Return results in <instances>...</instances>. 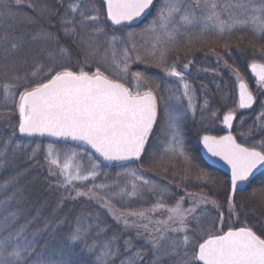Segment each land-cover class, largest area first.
<instances>
[{"label": "snow or ice", "instance_id": "1", "mask_svg": "<svg viewBox=\"0 0 264 264\" xmlns=\"http://www.w3.org/2000/svg\"><path fill=\"white\" fill-rule=\"evenodd\" d=\"M154 2L69 0L59 24L65 36L80 37L78 47L84 60L78 61V71L68 65H58L55 56L49 53L51 63L35 62L30 73H21L18 65L28 61V54L19 55L25 47L24 38L7 30L0 33V73L5 77L0 81V89L4 99L11 100L18 113V122L11 134L0 139V157L7 160L9 152L15 157L29 147L17 142V131L25 137L54 138L45 146V160L50 165L49 175L58 177L56 187L62 190L57 208H62L65 200L81 198L86 205L95 203L98 206L95 210L82 208L75 215L69 209L62 218L46 220L41 227L32 229V220L21 224L18 211H8L11 197L0 201L7 213L0 217V264H114L121 255L120 235L114 233L103 243H97L96 239L107 232L101 220L105 213L125 230L135 229L136 236L144 238V245L121 259L120 264H142L145 248L151 253L149 264H264V234L258 235L250 227L229 226L224 230L222 212L219 230H205L201 216L208 213L202 206L211 205L219 211L217 201L204 194L187 192L185 196L189 198L190 207H183L185 196L169 205L165 202L170 195L167 185L144 175L140 168L127 166L147 160L148 167L153 168L162 164L164 157L180 158L191 166L184 124L188 112H195L194 89L186 76L192 61L185 63L183 69L178 67V58L169 63L170 55L179 50L182 43L191 48L197 43L223 41L227 48L234 32H250L252 47L255 49L259 44V59L254 52L247 67L257 88L264 89V43H260L264 41V0H162L152 21L139 33L132 31L131 23L148 12ZM23 3L24 0H0V12L15 18L14 13L21 10ZM27 7L50 22L59 15L58 9L64 7V3L55 0L52 7L37 8L33 0H28ZM23 22L37 23L31 16L25 17ZM120 29H129L127 38L124 33L117 35ZM137 36L143 37V41H137ZM37 38L59 45L58 37L45 28H40L32 37L33 40ZM57 51L61 58L70 55L65 47H58ZM96 57L116 71L105 74L99 66L93 72L85 71L83 65ZM133 62L152 64L165 77L175 78L177 87L174 89L167 80L164 84L177 104H165L161 110L160 105L165 101L164 96L158 95L161 84L140 71L131 73L134 86H126L122 81L127 80ZM232 72L237 82L238 108H252L257 97L240 71L233 68ZM184 99H187L186 108L183 107ZM209 106L206 98L201 110L206 111ZM261 107L264 109V103ZM235 115V109L224 113L223 124L227 128H232ZM212 116L215 117L216 112ZM258 119L264 120V111ZM157 133V139L163 137L165 140L159 158L155 148L149 152ZM200 142L208 153L219 157L231 170L227 204L229 211L234 213L239 185L250 183L254 171L264 168V138L259 141V150L257 146L237 143L231 132L223 136L203 135ZM56 143L74 147L58 149L53 146ZM39 150L40 145H37L32 153ZM114 163L123 169L116 175L128 178L123 187L118 182L111 185L91 183L85 187L101 174L106 177L108 173L103 169ZM198 179L210 178L202 174ZM14 181L15 177H11L5 184ZM110 188L119 190L108 194ZM258 191L264 194V183ZM144 192L156 197L148 209L119 210L113 204L117 197L135 198ZM198 211L200 216L196 215ZM157 212L167 215L154 218ZM190 218L199 226L195 229L198 239L189 235ZM212 227L215 228L214 223ZM131 248V239H125L124 253ZM85 253L94 256V261L83 259Z\"/></svg>", "mask_w": 264, "mask_h": 264}, {"label": "rangeland", "instance_id": "2", "mask_svg": "<svg viewBox=\"0 0 264 264\" xmlns=\"http://www.w3.org/2000/svg\"><path fill=\"white\" fill-rule=\"evenodd\" d=\"M162 0H157L155 6L153 8L152 14L148 17L149 20L146 22V24L136 30L137 33L140 32L141 29H143L146 25H148L153 17L155 16L158 8L161 6ZM129 30H120V32L117 33V35H120V33L125 34ZM132 31H134L132 29ZM137 41L142 42L143 37L137 36L135 38ZM252 34L250 32H246L244 30L236 31L233 33V35L228 40V47H224L223 41H221L218 44H201L197 43L191 48L185 47L182 43L181 47L177 51H173L172 54L169 57V63H172L174 60H177L178 58V67L180 69H183V65L185 63H188L189 61H192L190 64V67L193 65H196L198 69H195L194 71H197L199 74L204 76L205 80H213V83H221V89L218 93L222 97V106L224 109L220 107L219 110H216L215 107H212L211 105L208 107L206 111H202V106L205 102V99L207 98L205 92H209L208 85L202 84V79L199 77L195 79L189 77L190 73V67L186 72V76L188 79V82L191 84L192 88L194 89V109L195 112L193 114L192 111L188 112L187 120L184 124V132L186 133L187 130H189V126L195 125V124H201L202 128L208 129L206 131L207 133H213V132H220L221 130V124L223 115L225 112H227L230 109H234V107L237 106V96H236V79L233 75L232 70H230V65L238 69L241 73V75L244 77L245 81L249 84L250 90L254 93V95L258 98V106L254 113L257 114V119L262 111L261 105L264 103V89H258L255 83V79L248 73L247 66L253 59V53H257L256 59H259L258 56V50H259V44H257L256 48L254 49L252 47ZM260 43H264V41H261ZM237 50V54H240L242 56V59L244 60L242 63L248 62L246 65V69L243 70V66H240L237 64V62H234L233 65L227 62L226 56L224 55L225 52H228L229 50ZM219 57V60H218ZM134 60V57H133ZM208 66V68L203 69L202 65ZM95 70H90V72H93ZM115 68L111 67L109 70L110 74L115 72ZM140 71L142 72L146 77L153 80L155 83L161 84V91L158 93V95H162L165 97V101L161 103L160 107L161 110L164 108L165 104H173L176 105L177 101L170 98V92L166 90V85L164 84V81L167 80L168 84L172 85V88L174 89L177 87V84L175 82V78L165 77L164 73L157 67H155L152 64H145V63H137L133 62L130 65L129 73L127 80H124L122 82L125 83L128 87H133L135 82L132 80L131 73ZM182 92V90H181ZM231 94L233 95L234 99H231ZM227 99L234 100V107H231L233 104H230V108L227 103ZM226 101V102H225ZM183 107H187V99L183 100ZM236 110V115L234 119V125L236 128V132L243 126L244 118L240 119L236 122L237 116H239V111ZM216 112V116L213 117L212 113ZM253 110L247 114L252 113ZM241 115V114H240ZM243 117V116H242ZM255 118V119H256ZM259 120V119H258ZM240 131V130H239ZM18 133V131H17ZM16 133V134H17ZM159 134V133H158ZM240 134V135H239ZM243 134V135H242ZM193 135L196 138V141H199V138L201 137L202 133H197V131L193 130ZM239 140L241 143H245L244 146L251 147V146H257L259 150V141L264 138V120H261L259 122V125H257L255 132L251 131H244V133H238ZM0 135V139H2ZM256 138V141H253V139ZM161 140V143L165 147V140L163 137L159 138ZM23 143V142H21ZM49 143H52L50 141L45 142H32V141H25L23 144H28L29 147L25 149L24 151L18 152L16 155L19 154V157L23 158L24 166L28 162H33L36 160L41 154L43 156V166L45 171H47L46 175H48L50 178H55L56 181L58 177L50 176L49 175V163L45 160V152H46V145ZM247 144V145H246ZM37 145H40V150L36 153H32V149L37 147ZM54 148L58 149H67L69 147H74L71 145H66L63 143H56L53 145ZM2 148V146L0 147ZM187 150V149H186ZM188 152V150H187ZM189 153V152H188ZM161 154V153H160ZM159 154V155H160ZM190 155V154H189ZM32 158H29V157ZM13 156L11 155V152L8 154V159L4 160L3 157H0V201L7 200L8 197H11L10 200H8V211H18L19 213V223H25L29 220H32L31 228L35 229L37 227H41L46 220L50 219H59L65 216L69 209H72V215H75L79 210H75L72 208L71 205L67 204V201L65 200L64 205L62 208H57V202L53 203L51 201L54 191L50 190L49 188H42L40 189L38 186H32V187H23L21 179L24 177H27L29 171L23 170V168H12L10 165V158ZM191 157V156H190ZM159 158V156H158ZM192 160V159H191ZM148 162V161H147ZM148 164V163H147ZM192 167L191 169H188L189 166L185 164V162L180 158H172V157H164L163 163L161 165L162 168H155L151 169L153 171H156L155 173L150 171H144L138 164H134L133 168H140L144 175L150 177L152 180L157 181L158 183H161L163 185H167L170 190V195L166 197L165 202L169 205L175 204L176 200H178L180 197L185 196L187 192H191L193 194H204L208 198L213 199L218 202L220 205L219 211H217L215 208H213L211 205L202 206L207 208V215L201 216V221L203 223V227L205 230L211 229L212 231H217L221 227L220 225V212L223 213L224 217V223L223 228L224 230H227L229 225L231 227L233 224L236 223L238 212L235 214L229 211V205L227 204V198H228V185H227V178L221 177L219 175L210 173L204 169L201 168V166H197L199 168H196V164L194 166L193 161L191 163ZM131 167V166H130ZM167 169L165 172L164 169ZM196 170V171H195ZM104 171V170H103ZM123 170L116 171L115 173H111L109 171L107 172L108 175L105 177L103 174L96 179L95 181H89L85 184V187L87 184L96 183L101 184L107 182V184H113V182H118L121 187L125 185L128 178L124 176L118 177L116 174L118 172H122ZM159 172V174L157 173ZM13 173H16L15 176H13ZM202 174H207V176L210 178L208 180H201L198 179V176ZM11 177H15L14 182H10L8 184H5L6 181H9ZM175 179L178 178L180 180L179 185L173 184L169 179ZM215 181V183H213ZM250 185V184H249ZM248 185V187H249ZM247 187V189H248ZM118 188H115L112 190L109 189L108 194H110L112 191H118ZM130 186H129V189ZM62 192V190H60ZM246 192H240L235 195V197L241 194H244ZM67 193H63V195H66ZM263 194H260V197L263 199ZM60 199V197H59ZM81 201H84V198L79 199ZM189 198L185 196V203L183 204L184 208L190 207V204L188 202ZM156 201V197L149 194L148 192L142 193L140 197L135 198H129L124 197L121 199L120 197H117L113 200L114 206L119 210H125V209H148L150 208ZM85 203V202H84ZM95 203H92V205ZM86 205V204H85ZM88 206V204H87ZM96 208L98 207L95 204ZM236 206V205H235ZM3 205H0V217L3 215H6L3 211ZM236 208V207H235ZM103 211V210H101ZM236 211V209H235ZM54 214V215H53ZM167 213H160L157 212L154 216V218H162L166 216ZM197 216H200V212L198 211L196 213ZM36 217L35 220L32 218ZM101 220L103 221V225L107 226V232L106 234L101 233L100 236L97 239V243H103L105 239L109 236H112L114 233L120 235V239L118 241L119 247L121 249V255L118 256L115 259L114 264H120V260L124 259L126 256H131L137 249L141 248L144 245V238L137 237L136 236V230L135 229H128L125 230L122 226V224L118 225L111 216H108L106 213L101 216ZM230 221V222H229ZM213 223L215 224V228L212 227ZM67 227L66 225L64 226ZM199 226L196 225L195 221L190 218L189 220V235L190 237H193L194 239H198V235L195 234V229ZM238 228V227H237ZM131 239L132 241V248L129 252L124 253L123 247H124V241L125 239ZM91 242V240H90ZM144 256L145 259L142 262V264H149V261L151 260V253L148 251L147 248L144 249ZM83 259L86 261H94L95 257L91 256L87 253L84 254Z\"/></svg>", "mask_w": 264, "mask_h": 264}, {"label": "trees", "instance_id": "3", "mask_svg": "<svg viewBox=\"0 0 264 264\" xmlns=\"http://www.w3.org/2000/svg\"><path fill=\"white\" fill-rule=\"evenodd\" d=\"M33 2L37 5V8L44 6V5H47L48 7H52L53 4L55 3V0H33ZM27 3H28V0H24L21 10L19 12L14 13L15 18H11L8 15L0 12V33L7 30L9 32H13V34L15 35L22 36L25 41V47L24 49L21 50L19 55L23 56L25 54H28V61L27 63H20L18 65V70L21 73H25V72L30 73L32 70V65L35 62L49 64L52 62L51 58L49 57V53H52L55 56V60L58 65L60 64L68 65L72 67L74 70L78 71L80 68V64L78 63V61L84 60L83 53L78 47V45L81 44L80 37L79 36H75V37L65 36L59 24V17L64 14V10L68 5L69 0H63L64 7H60L58 9L59 15L53 17L50 22L41 19V17L38 14V11L34 12L32 9L28 8ZM28 16L33 17L37 21V23L28 24V23L23 22L24 18ZM148 20L149 18H147V20H145L139 27L133 30L136 32V30L142 28ZM9 25H11V28L8 27ZM40 28H45V29H48L49 31H52L58 37L59 45L51 44L39 38L33 40L32 39L33 35H35L36 32ZM124 30H129V29H124ZM58 47L68 48L69 54H70L69 57L61 58L58 55V51H57ZM236 51L237 50L235 49V50H229L228 52H225L224 53V55L226 56L225 58L229 64L231 63L233 65L234 62H237L238 65L243 66L242 68L244 70L246 69V65L248 64V62H246L245 64L242 63L244 60L242 59V56L240 54H237ZM0 55H2V53H0ZM97 66H99L102 71H105V74H110L109 70L111 69V67L103 63H100L98 57L90 58L89 62L83 65L84 70L89 71V72L90 70H96ZM202 67L203 69L208 68V66H205L204 64L202 65ZM195 69H198L196 65H193L190 67L189 77L195 79L196 82L200 81V80H196V78L199 77L200 79H202V84L204 83L205 85H208L207 89H209V92H205V94H207L206 97L209 101V104L212 107H215L216 110H219L220 107L221 109L222 108L224 109V107L222 106V97L218 94L221 89L220 87L221 83L219 84L216 83V86H215V83H213V80H208V79L205 80L203 75L199 74L197 71H194ZM232 69L233 67L230 65V70ZM4 79L5 77L3 76L2 73H0V81ZM17 96H18V93H17ZM231 96H232L231 99H234L232 94ZM227 103H228V106L230 104H233L231 107H234V100L232 101V100L227 99ZM257 106H258V98L256 99V104H255V107L252 113L241 114V115L239 114V116H237L236 122L245 117L243 126L239 129L240 131L238 130L236 132L235 125L233 124L232 133L234 137L236 138V140L240 143H241V141L239 140L240 134L238 135V133H244V131L246 132V131H249L250 129L251 131L255 132L257 125H259V122L261 121L256 118L257 114L254 113ZM234 109H236V107H234ZM17 122H18V113H16L15 111L14 103L11 100H5L3 97L2 89H0V135L4 138L10 135L13 130V126H15ZM194 128L197 131V133L207 134L206 131H208V129L206 130L202 128L201 124L199 125L195 124V125L189 126V130H187L186 133L184 132L186 149L188 150L191 156L194 166L196 164L195 167L199 168L197 166L200 165L202 169L225 178L223 174L206 166L201 160V157L199 155L197 141L193 135ZM218 133L220 132H213L211 134H218ZM157 136H159L158 133L153 136V139L151 141V146L149 148V152H152L155 148L159 156V154L162 153L164 146L160 144L161 140L157 139ZM15 139L17 140V142H20V143L21 142L24 143L25 141L45 142V140L36 139V138L25 139L22 136H20L19 133L16 134ZM255 139L256 138H254L253 141H256ZM241 144L245 145V143H241ZM1 146L2 145H0V147ZM9 161H10L9 163L12 168L19 167V168H23V170L29 171L27 177H24L21 179L23 187L38 186L40 189L49 188L50 190L54 191L53 194H51L53 198L51 199V201L53 203L54 202L56 203L59 201V197H61L62 192H60V189L56 187V184H57L56 179L50 178L48 175H46L47 171H45L44 169V166H43L44 160L41 154H39L36 160H34L32 163L28 162L25 166H24L23 158L19 157V154L16 155L15 157L10 158ZM147 163H148L147 160H145V161H142L141 163H138V165L144 171L146 170V171L155 173L156 171L151 170L152 168L150 169ZM161 165L162 164L155 166L154 169L158 167L162 168ZM127 166L133 167L134 164L127 165ZM188 169H191V168L189 167ZM103 170L109 171L111 173H115L116 171H120L123 169L117 165L113 167H105ZM157 173L159 174V172ZM15 174L16 173H13V176H15ZM169 180L175 185L180 184V180L178 178H175V179L170 178ZM262 183H264V172L259 174L250 183L248 189H246V192L244 194H241L239 196L237 195L235 197L236 211L234 212V214L236 212H238L239 214H238L236 223L233 224V226H235L234 228L250 227L258 235L264 234V198L262 199L260 197L261 193L258 191ZM105 184H107V182H105ZM113 189L115 188H112V190ZM254 189H257L255 193L253 192ZM65 196H67V194ZM262 196H264V194ZM67 204L71 205L74 211L77 209L80 211L82 208H92L94 210L96 209L95 204L93 205L88 204L87 206L85 205L84 201H81V200L67 201Z\"/></svg>", "mask_w": 264, "mask_h": 264}, {"label": "water", "instance_id": "4", "mask_svg": "<svg viewBox=\"0 0 264 264\" xmlns=\"http://www.w3.org/2000/svg\"><path fill=\"white\" fill-rule=\"evenodd\" d=\"M157 0H155L154 2V5L153 7L148 11L146 12L144 15H142L141 17L137 18L135 21H133L131 23V28H136L138 26H140L149 16L150 14L152 13L153 11V8L155 7V4H156ZM121 30V29H120ZM248 70V73L252 76L250 70L247 68ZM253 77V76H252ZM254 78V77H253ZM236 96H237V102H238V88H237V83H236ZM255 104V103H254ZM238 107V106H237ZM254 108V105L252 108L250 109H239L238 110L241 112V113H248L250 112L252 109ZM222 130H223V135H227L229 132H231V129L227 128L224 124H223V119H222ZM20 135V134H19ZM21 136V135H20ZM23 138H26V139H31V138H38V139H42V140H47V141H53L54 138H49V137H25V136H22ZM238 143V142H237ZM68 145H71V144H68ZM74 146V145H72ZM198 147H199V155L201 157V160L203 161V163L220 172L221 174H223L226 178H227V185H228V195L230 194L231 192V188H230V184L228 183V181L230 180V175H231V170L230 168L228 167V165L223 161L221 160L219 157H213L210 153L207 152V150L203 147V145L201 144L200 140L198 142ZM117 164H113V165H108L107 167H113V166H116ZM262 172H264V168L262 167H258L254 173H253V177L250 178L251 182L259 175L261 174ZM250 182V183H251ZM248 182H245V183H242L239 185V190H237V192L235 193L238 194L240 192H243L247 189L248 185L250 184Z\"/></svg>", "mask_w": 264, "mask_h": 264}]
</instances>
